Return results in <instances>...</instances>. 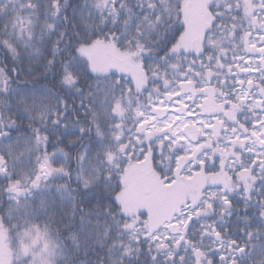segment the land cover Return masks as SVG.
Listing matches in <instances>:
<instances>
[{"label":"snow or ice","instance_id":"6c2138e0","mask_svg":"<svg viewBox=\"0 0 264 264\" xmlns=\"http://www.w3.org/2000/svg\"><path fill=\"white\" fill-rule=\"evenodd\" d=\"M0 264H264V0H0Z\"/></svg>","mask_w":264,"mask_h":264},{"label":"trees","instance_id":"16d2710c","mask_svg":"<svg viewBox=\"0 0 264 264\" xmlns=\"http://www.w3.org/2000/svg\"><path fill=\"white\" fill-rule=\"evenodd\" d=\"M40 83H43V81H40Z\"/></svg>","mask_w":264,"mask_h":264}]
</instances>
